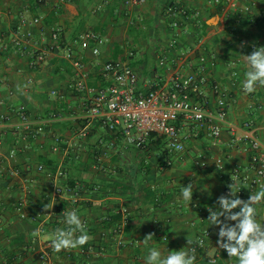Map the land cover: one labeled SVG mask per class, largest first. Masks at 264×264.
<instances>
[{"label": "crops", "instance_id": "crops-1", "mask_svg": "<svg viewBox=\"0 0 264 264\" xmlns=\"http://www.w3.org/2000/svg\"><path fill=\"white\" fill-rule=\"evenodd\" d=\"M171 6L185 8L188 14L170 16ZM35 17L40 18L36 24L21 23L22 18ZM174 19L180 21L178 27H173ZM54 27L67 42L87 30L106 38L97 55L77 46L89 68L90 85L98 82L101 63L130 51V63L145 89L163 85L174 73L199 72L200 56H206L208 82L202 100L212 108L213 85L224 89L228 122L236 128L221 122L218 136L205 130L196 138L190 135L184 138L185 150L177 152L168 150L165 137H150L145 148L127 144L100 120L84 118L85 96L70 86V63L51 54L31 67L29 53L13 45L14 36L26 30L32 31V39L43 40ZM0 43L8 46L0 50V264H145L148 247H156L162 256L191 247L195 264H208L207 258L215 254L221 264H236L219 247V226L207 220V209H218L231 178L242 187L238 197L245 201L261 186L255 181L242 125L251 122L255 136L264 140V87L248 94L242 83L249 70L244 55L264 47V0H0ZM152 51L158 52V65L148 60ZM21 107L26 120L20 116ZM86 124L88 133L82 136ZM27 125L43 129L27 137ZM193 130L185 126L182 131ZM55 137L61 138L58 150L53 149ZM40 163L45 170H39ZM59 167L64 170L61 179L55 174ZM189 183L190 204L181 193ZM58 185L63 186L59 194ZM48 203L54 205L45 212ZM71 206L93 239L77 249L52 250L50 261H42L38 252L57 228L65 227L63 214ZM256 207L257 219L264 223V202ZM119 224L122 244L112 229ZM38 228L41 235L33 238ZM204 230L212 235L197 247ZM148 234L153 238L145 247L142 241Z\"/></svg>", "mask_w": 264, "mask_h": 264}, {"label": "built area", "instance_id": "built-area-1", "mask_svg": "<svg viewBox=\"0 0 264 264\" xmlns=\"http://www.w3.org/2000/svg\"><path fill=\"white\" fill-rule=\"evenodd\" d=\"M126 4H136L144 0H124ZM217 3L220 0H215ZM167 13L174 16L177 13L186 17L187 10L178 6H171ZM40 20L35 18H22L23 25H33ZM173 27H178L180 21L174 19ZM106 38L95 30H87L80 33L72 41H65L61 36V29L51 28L49 37L43 40L32 39V31L26 30L22 35H15L12 42L17 50H25L29 53V65L35 67L43 63L51 54H58L63 61L70 63L73 69V80L70 84L73 90L83 93L85 98V116L87 121L100 120L109 130L120 134L124 141L137 148H145L152 134L161 135L166 138V145L169 151L177 152L185 150L184 138L198 137L201 131L218 136L221 132V122L229 124L231 130L236 128L228 122L227 113V92L217 84L213 85V92L216 93V104L214 107L202 100L204 96L203 86L208 82L205 74L207 67L206 56H200V71L190 72L182 75L174 73L163 85L152 84L148 88H141L138 73L130 63L133 52L119 59H108L101 63L100 77L96 85H90L89 68L78 51V45L91 48L93 54L100 53V46L104 44ZM8 46L0 43V50ZM163 61H161L162 63ZM213 63V61H211ZM3 80L0 77V120L2 118L1 107L4 100L1 97V86ZM20 116L27 119L24 107L20 108ZM191 126L194 130L191 134H185L182 130ZM247 132L242 138L250 151V160L256 171L255 181L264 185V140L257 138L252 130L251 122L246 121L242 125ZM27 137L36 136L43 129L38 125L32 129L27 125ZM88 133L87 124L80 130V135L86 136ZM56 144L54 150H58L61 138L55 137ZM14 150H12V153ZM12 155V154H11ZM0 160V174L3 172ZM39 170H45L44 164L38 165ZM18 173L17 169L12 170ZM55 174L58 179L64 176V170L59 167ZM239 174L235 173V178ZM63 186H56L57 194L63 191ZM66 189H70L67 187ZM94 189H97L95 186ZM230 189H227L229 193ZM240 190L237 196L241 193ZM77 194V192H76ZM74 195L72 201H77ZM76 210L74 206L69 211ZM125 212L126 209H124ZM103 220L109 221V217L103 216ZM117 234L116 241L122 244L121 224L112 227ZM210 230H204L197 238L196 246L203 245L211 237ZM50 240L43 243L38 252V257L44 261H50L52 252ZM215 260V264L220 263V255L215 254L208 257V262ZM233 264V262L231 263Z\"/></svg>", "mask_w": 264, "mask_h": 264}, {"label": "clouds", "instance_id": "clouds-1", "mask_svg": "<svg viewBox=\"0 0 264 264\" xmlns=\"http://www.w3.org/2000/svg\"><path fill=\"white\" fill-rule=\"evenodd\" d=\"M244 59L249 70L245 73L242 87L245 93L250 94L256 91L257 86L264 87V47L256 48L250 55H244ZM231 179L233 182L228 186L229 193L227 196H220L217 201L218 209L215 211L211 207L207 209L210 213L207 220L211 225L219 226L218 244L221 249L226 250L229 259L235 258L236 264H264V223L257 219L258 209L256 207L264 202V185H261L260 189L245 201L237 196L242 187L233 178ZM181 193L183 201L190 204L193 185L189 183L183 186ZM53 205L51 203L44 205L45 212L52 209ZM237 208L239 211L234 212L233 210ZM63 215L65 227L57 228L51 234L50 244L53 251L77 249L93 239L77 210L64 212ZM221 217H224L223 221ZM227 221H234L235 224L230 225ZM40 235L39 228L31 233L33 238H38ZM152 238V234L146 235L142 241L145 247L149 246ZM187 243L192 245L193 241L187 239ZM199 243L203 246V241ZM188 248L187 251L182 248L178 251H170L167 256H162L156 247H148L145 264H195V249ZM210 264H215V260H211Z\"/></svg>", "mask_w": 264, "mask_h": 264}, {"label": "rangeland", "instance_id": "rangeland-1", "mask_svg": "<svg viewBox=\"0 0 264 264\" xmlns=\"http://www.w3.org/2000/svg\"><path fill=\"white\" fill-rule=\"evenodd\" d=\"M155 54H153L152 52H149L147 54L148 56V60L152 61L154 64L158 65L159 59L157 58V56H155L156 54L158 55V52H154Z\"/></svg>", "mask_w": 264, "mask_h": 264}, {"label": "trees", "instance_id": "trees-1", "mask_svg": "<svg viewBox=\"0 0 264 264\" xmlns=\"http://www.w3.org/2000/svg\"><path fill=\"white\" fill-rule=\"evenodd\" d=\"M203 26H207V24L205 22H203ZM114 59H119V57L115 56ZM155 136H157L158 138L164 137V136H160V135H156V134H152L150 137L154 138ZM207 262H208V258H207ZM208 264H210V263L208 262Z\"/></svg>", "mask_w": 264, "mask_h": 264}]
</instances>
